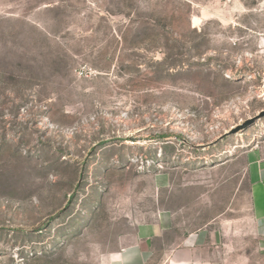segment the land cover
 <instances>
[{
    "label": "rangeland",
    "instance_id": "obj_1",
    "mask_svg": "<svg viewBox=\"0 0 264 264\" xmlns=\"http://www.w3.org/2000/svg\"><path fill=\"white\" fill-rule=\"evenodd\" d=\"M261 148L264 0H0V264H115L165 214L264 264Z\"/></svg>",
    "mask_w": 264,
    "mask_h": 264
},
{
    "label": "crops",
    "instance_id": "obj_2",
    "mask_svg": "<svg viewBox=\"0 0 264 264\" xmlns=\"http://www.w3.org/2000/svg\"><path fill=\"white\" fill-rule=\"evenodd\" d=\"M255 154L249 196L252 219L260 225L264 223V148ZM178 228L175 220L163 215L156 225L142 228L134 245L116 254L115 264H221L216 258L221 255L217 228L208 224L192 232L179 231L176 238L167 240Z\"/></svg>",
    "mask_w": 264,
    "mask_h": 264
}]
</instances>
